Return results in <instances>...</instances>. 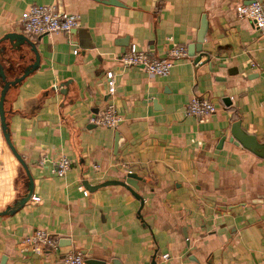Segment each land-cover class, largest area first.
<instances>
[{"label": "crops", "instance_id": "0c3cea01", "mask_svg": "<svg viewBox=\"0 0 264 264\" xmlns=\"http://www.w3.org/2000/svg\"><path fill=\"white\" fill-rule=\"evenodd\" d=\"M249 1L0 0V65L9 80L34 60L27 43L10 49L1 39L23 34L21 11L45 3L79 15L68 32L23 34L38 63L3 95L9 141L32 182L23 205L0 215L3 264H59L72 249L96 264H264V147L255 152L230 130L239 121L264 145V32L234 12ZM130 43L157 56L184 44L186 57L166 76L149 75L115 61ZM193 45L202 53L196 63L187 54ZM193 95L216 111L187 114ZM106 103L119 116L113 129L86 120ZM60 154L70 162L57 176L50 169ZM127 172L137 177L135 195L120 184H82ZM25 183L0 130V210ZM35 228L56 247L24 246Z\"/></svg>", "mask_w": 264, "mask_h": 264}, {"label": "built area", "instance_id": "2783aa9c", "mask_svg": "<svg viewBox=\"0 0 264 264\" xmlns=\"http://www.w3.org/2000/svg\"><path fill=\"white\" fill-rule=\"evenodd\" d=\"M234 12L239 17L253 21L256 28L264 32V8L260 0H252L248 3H239ZM20 30L26 35L51 34L57 32H68L79 23V15L75 12H58L52 4L38 3L28 6L19 14ZM76 49H72L75 53ZM186 57L184 44L171 46L164 56H157L147 50L136 47L130 43L126 50L115 56V61L121 66H137L149 75L166 76L171 66L177 59ZM107 93L113 91V75L111 71L105 72ZM217 106L211 99L193 95L187 102L185 112L197 117H207L214 113ZM87 122L93 125L115 128L119 116L111 103H106L100 110L90 113L86 117ZM41 161V160H40ZM70 159L60 154L51 167V172L57 176L62 175L69 166ZM83 190V194H85ZM37 200L36 196H31ZM21 242L24 246L35 253L56 247V238L43 228H35L32 232L25 234ZM162 254L161 257H166ZM59 264H84L83 255L77 249L65 251L59 258Z\"/></svg>", "mask_w": 264, "mask_h": 264}, {"label": "water", "instance_id": "95a60500", "mask_svg": "<svg viewBox=\"0 0 264 264\" xmlns=\"http://www.w3.org/2000/svg\"><path fill=\"white\" fill-rule=\"evenodd\" d=\"M102 1L107 2V3H114L115 2V0H102ZM245 3H248V2H245ZM203 31H204V29L202 28V31L200 32V35L197 38L198 43L202 42ZM1 39H6L8 41L10 49H19L20 44L27 43L29 46V49L34 54L33 62L31 64L25 66L22 70V73L19 76L14 77L11 80L5 79L2 67L0 65V130H1V134H2V137L5 141V143L7 144V146L9 147V149L11 150V152L13 153L15 158L21 164V167L23 168L24 174L26 176V183H25L26 190H25V192L18 199L13 201L12 204L7 205L3 209L0 210V215H6V214L13 213L15 210H17L19 207H21L23 205V203L29 198V196L31 194V189H32V182H31V177H30V174H29L26 166L24 165V163L20 159L19 155L15 152V150L13 149V147L9 141L6 123L4 122V118H3L2 99H3L4 92H5V90L9 84H13V83L17 82L25 74H27L29 71H31L32 69H34L37 66L38 55L35 51V47L33 46V44L28 40V38L25 35H23L21 33L8 32V33L4 34L1 37ZM198 48H199V45H193V48H192V46H189V51L187 52V54L189 56H193V61L195 63L200 60V57L202 55V53H198L197 55H194V50L198 49ZM200 62H202V61H200ZM230 130H231L232 136L236 140L241 141L242 144H245L248 148H251L253 151L257 152L258 149H261L262 147H264L263 144H257L254 140V137L246 135L240 129L239 121L233 122ZM134 179H137L136 175L132 172H127L122 179L104 180V181H101L100 183H97L94 185H89L85 182H82V184L85 188L90 189V190L94 189L98 186H102V185H106V184H120V185L125 186L130 191V193L135 195L136 193L134 192V190H136V187H135ZM3 260H4V256L2 255L0 258V264H3ZM84 262L96 264V261H94L93 259H89V258L85 259Z\"/></svg>", "mask_w": 264, "mask_h": 264}]
</instances>
